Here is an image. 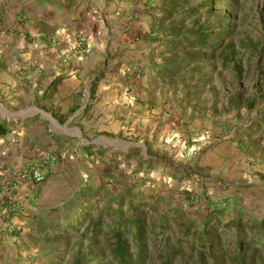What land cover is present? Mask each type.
I'll use <instances>...</instances> for the list:
<instances>
[{"label":"rangeland","instance_id":"obj_1","mask_svg":"<svg viewBox=\"0 0 264 264\" xmlns=\"http://www.w3.org/2000/svg\"><path fill=\"white\" fill-rule=\"evenodd\" d=\"M37 9L46 45L66 33L71 52L85 53L89 37L127 38L113 56L129 58L131 74L134 58L147 59L145 99L195 134L169 140L163 114L140 124L133 153L73 178L61 222L7 264H264V246L250 241L264 226V0H0V32L15 38L16 14L25 26ZM193 144L185 164L178 155ZM214 147L226 148L221 163L205 159Z\"/></svg>","mask_w":264,"mask_h":264},{"label":"crops","instance_id":"obj_2","mask_svg":"<svg viewBox=\"0 0 264 264\" xmlns=\"http://www.w3.org/2000/svg\"><path fill=\"white\" fill-rule=\"evenodd\" d=\"M42 14H31L34 20L25 26L16 14L15 38H5L0 32V264H7L8 253L16 252L18 246L25 249L31 235L61 222L59 218L66 215L62 206L75 192L73 178L81 180L85 172L101 171L106 164L133 153L140 124L160 122L163 114L167 138L176 137V142L185 144L195 134V126L169 122L165 111L152 109L145 99L151 84L142 78L147 71L141 64L147 59L134 58L135 67L141 68L131 74L129 58L113 56L121 44H127V38L113 39L107 46L89 37L92 47L85 53L71 52L76 40L66 33L60 35L63 39L58 46L46 45L39 34L43 21L37 19ZM27 35L32 46L25 43ZM135 95L137 99L131 101ZM226 153V148L214 147L205 159L216 158L221 163L219 155ZM45 154L57 161L44 172L35 200L27 184L19 187L16 197L23 201V217L15 222L19 225L16 239L3 238L8 219L3 206L5 181ZM178 156L185 164L195 163V144ZM194 179L187 182L189 189L195 190Z\"/></svg>","mask_w":264,"mask_h":264},{"label":"built area","instance_id":"obj_3","mask_svg":"<svg viewBox=\"0 0 264 264\" xmlns=\"http://www.w3.org/2000/svg\"><path fill=\"white\" fill-rule=\"evenodd\" d=\"M56 161L57 159L55 156L49 154L41 155L33 162L12 172L8 180L5 181L2 189L4 196L3 206L4 211L8 214V219L3 238L16 239V232L19 225L15 224V222H20L23 217V201L16 197V192L19 187L23 184H27L30 188V196L35 200L37 198L38 189L45 180L44 172L51 168ZM226 205L225 202L216 201L213 207L224 209Z\"/></svg>","mask_w":264,"mask_h":264},{"label":"trees","instance_id":"obj_4","mask_svg":"<svg viewBox=\"0 0 264 264\" xmlns=\"http://www.w3.org/2000/svg\"><path fill=\"white\" fill-rule=\"evenodd\" d=\"M200 43V41H199ZM236 97L238 100H240L241 96L240 94H236ZM264 227V226H263ZM262 227V230H257V231H252L253 232V236L250 237V241L252 244L254 245H259V246H264V240H262L264 238V228ZM238 231L241 232V229H239Z\"/></svg>","mask_w":264,"mask_h":264}]
</instances>
